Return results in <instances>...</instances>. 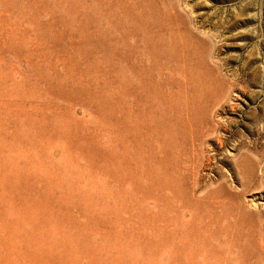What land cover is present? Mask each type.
<instances>
[{"label":"rangeland","instance_id":"obj_1","mask_svg":"<svg viewBox=\"0 0 264 264\" xmlns=\"http://www.w3.org/2000/svg\"><path fill=\"white\" fill-rule=\"evenodd\" d=\"M0 264H264V0H0Z\"/></svg>","mask_w":264,"mask_h":264},{"label":"bare ground","instance_id":"obj_2","mask_svg":"<svg viewBox=\"0 0 264 264\" xmlns=\"http://www.w3.org/2000/svg\"><path fill=\"white\" fill-rule=\"evenodd\" d=\"M132 31L135 32L136 34L139 32V30L136 27H134ZM149 44L150 43H146L145 47L146 46H147V48L155 47L154 49L150 50V51H153L154 55H156V56H159V55L160 56H166V55H168L167 50H166L165 47H163V45L160 44V45L154 46V45H149Z\"/></svg>","mask_w":264,"mask_h":264}]
</instances>
